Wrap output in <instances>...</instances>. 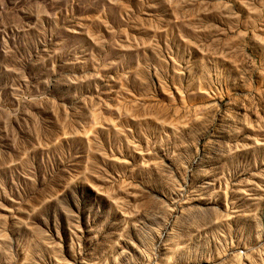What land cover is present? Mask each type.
<instances>
[{
  "label": "rangeland",
  "instance_id": "rangeland-1",
  "mask_svg": "<svg viewBox=\"0 0 264 264\" xmlns=\"http://www.w3.org/2000/svg\"><path fill=\"white\" fill-rule=\"evenodd\" d=\"M0 264H264V0H0Z\"/></svg>",
  "mask_w": 264,
  "mask_h": 264
}]
</instances>
